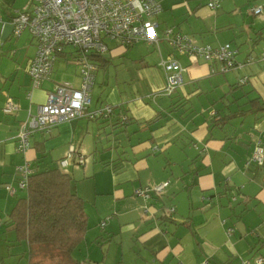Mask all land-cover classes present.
Returning a JSON list of instances; mask_svg holds the SVG:
<instances>
[{
    "label": "crops",
    "instance_id": "crops-1",
    "mask_svg": "<svg viewBox=\"0 0 264 264\" xmlns=\"http://www.w3.org/2000/svg\"><path fill=\"white\" fill-rule=\"evenodd\" d=\"M157 1L161 10L156 29L163 32L171 27L197 45L229 43L239 66L225 73L211 72L202 57L180 54L165 42L173 58L163 60H176L184 69L180 87L166 94L162 66L141 63L142 57L134 68L147 85L142 91L132 81L127 83L129 90L116 85L93 99L94 79L88 110L108 104L115 108L111 117H80L36 131L27 150L20 153L16 135L21 122L37 113L59 81L78 86L66 79L55 81L54 66L48 80L33 86L27 68L36 52L35 40L28 33L21 43L18 38L25 31L1 39L4 24L24 8L17 0H0V229L4 224L14 233L4 242L14 243L11 246L25 242L17 241L6 220L16 200L24 196V189L17 188L21 174L16 167L27 164L30 171L58 167L73 177L88 216L81 243L105 251L101 264L106 253L112 255L108 264H255L249 262L250 256L264 258V165L248 162L254 145L264 146V116L256 120L243 113L227 121L221 117L247 110L251 100L264 103V60L259 59L264 48L254 50L264 46V0H220L214 10L207 7V0ZM252 7H261L262 12L255 15ZM157 48L161 55L160 44ZM242 48L251 51L239 61ZM59 57L67 61V52ZM248 57L253 61L248 62ZM103 61L108 63L101 69L110 64L107 58ZM241 77L247 81L240 83ZM162 93L169 99L161 98ZM203 95L204 105L197 110L194 99ZM8 98L17 105L13 113L2 110ZM121 107L135 121L112 129ZM156 115L161 118L151 121ZM89 134L94 139L87 142ZM79 156L84 157L83 164L76 163ZM88 157L92 162H87ZM62 159H68L64 170ZM163 182L168 185L161 194L147 198L135 194ZM8 185L16 187L13 195L6 193ZM112 214L101 228L100 222ZM4 242L0 264H6L7 256L25 257L24 251L10 245L5 252ZM83 256L99 264L89 250Z\"/></svg>",
    "mask_w": 264,
    "mask_h": 264
},
{
    "label": "built area",
    "instance_id": "built-area-1",
    "mask_svg": "<svg viewBox=\"0 0 264 264\" xmlns=\"http://www.w3.org/2000/svg\"><path fill=\"white\" fill-rule=\"evenodd\" d=\"M33 4L31 9L29 6ZM26 9L17 12L10 20L12 36L19 37L23 31H28L36 43V52L30 60L27 72L34 87H38L49 78L53 70L57 54L71 45L84 51L104 53L108 50L107 40H117L119 45L130 46L137 41H143L159 47L161 40L180 54L202 57L210 64L211 72L222 73L237 68L235 60L236 50L229 43L219 46L209 44L197 45L190 38L175 32L168 27L163 30V38L156 36L158 22L155 20L161 7L157 0H30ZM207 7L214 10L219 8L220 0H207ZM250 11L258 15L261 7H252ZM254 58L248 57L251 62ZM264 60V52L259 55ZM80 66V84L75 87L68 81L55 85L47 100L39 105L36 114H29L21 122L16 135V150L25 152L29 147V138L36 131H48L51 127L73 121L80 117L93 118L108 115L112 112L111 105H104L94 111H89L90 93L94 85V66L86 57L78 60ZM217 63L215 68L213 64ZM161 66L165 72L166 83L164 92L170 94L183 82V67L176 60H162ZM246 77L239 79L245 83ZM17 105L8 98L4 113H13ZM251 160L258 165L264 164V148L256 144ZM79 161L82 163L83 159ZM68 159L60 160L59 164L65 167ZM80 164V163H79ZM21 174L17 181V188L24 189L27 185V176L30 169L27 164L17 166ZM168 182L159 183L152 188L161 194ZM8 194L13 195L16 187L6 186ZM256 264H264V258L257 257Z\"/></svg>",
    "mask_w": 264,
    "mask_h": 264
},
{
    "label": "trees",
    "instance_id": "trees-1",
    "mask_svg": "<svg viewBox=\"0 0 264 264\" xmlns=\"http://www.w3.org/2000/svg\"><path fill=\"white\" fill-rule=\"evenodd\" d=\"M67 46L57 54V58L65 55ZM73 48L74 50L71 52L73 60L79 65L78 60L84 55L94 66V74L97 69L104 68V63H108V61L103 60L106 59L105 54L109 49L104 53H97L84 51L77 47ZM237 85L241 86L242 84L237 82ZM248 103H250V107L247 110L229 111L227 115L221 116L222 120L227 121L242 116L243 113L254 115L256 120L264 116V103H259L258 100H251ZM114 109L112 106L110 114L89 119L111 117ZM121 110L123 112L120 118L115 123L110 124L112 129L120 130L126 127L130 121H135L127 115L122 107ZM160 118L161 115H156L151 121H157ZM147 124L149 125L148 121ZM216 125L219 124L216 123ZM256 144L264 148L261 142ZM251 157L249 163L253 162ZM80 158L84 162L85 159L81 156L75 161L83 164L79 161ZM253 163L257 166L264 165ZM105 166L108 164L106 163ZM112 167L115 170V166ZM74 183L73 177L58 167L34 169L28 174L27 185L24 188L26 195L16 200L8 214V220H6V223L15 231L17 241L27 243L28 264H93L88 259L79 260L72 257L73 251L81 244L88 229V216L84 209V199L76 193ZM155 185L157 184L137 189L135 194L145 198L156 195L157 193L153 190H148L145 195L139 194V192H144L146 188H152ZM171 210L173 211L174 208L171 207L170 212ZM105 223L106 219L100 222V227L103 228ZM38 256L41 260L36 261Z\"/></svg>",
    "mask_w": 264,
    "mask_h": 264
},
{
    "label": "rangeland",
    "instance_id": "rangeland-1",
    "mask_svg": "<svg viewBox=\"0 0 264 264\" xmlns=\"http://www.w3.org/2000/svg\"><path fill=\"white\" fill-rule=\"evenodd\" d=\"M17 2H18V4H21L22 7L25 9L28 6V3L30 2V0H17ZM29 7L32 9L33 4H31ZM156 36H157V38L162 39L163 38V32L156 29ZM26 37H29L28 31H25L18 38V40H20L22 43ZM11 40L14 41L15 39H11ZM107 44L109 45L110 50L105 54V58H107L110 61V64L107 66V68L99 69L96 71L97 74H96L95 85H94V90H93V94H92L93 99H94V96H97V95L103 93L104 91L109 90L110 87H115L116 85H119V87H123V86L127 87L129 90V86L127 83H132V81H133V84L136 85V88L139 91H142L143 89L147 88V85L145 82H143L141 79H139V75L134 71V68L139 67V63H140L139 59H141L143 57L144 61H142L141 63H144V64L148 63L150 65H154V66L158 67V65H161V62L163 59L171 57V55H172V53H170L169 47L165 44V41H163V40H161L159 43L160 48H161V55H160L156 45H151V44L148 45L147 43H144L142 41H137L136 43L131 45V47H129V48H126L124 45H119L117 40H114V39H108ZM262 48H264V46L259 45V46H255L254 50L256 53H258L259 50H261ZM73 50H74V48L72 46H67V48H66L67 61L61 59L60 57L57 59V61L55 62V65H54L53 77H54V79L56 77L55 81L66 79V80L73 81L75 85L79 86L78 84H79V80H80L79 79L80 66L73 60V57L71 54V52ZM250 51H251L250 48H242L241 53L237 57V60L243 61L246 57L245 55L247 53H249ZM261 52H264V51H261ZM168 53H170V55H168ZM171 58H173V57H171ZM231 74H233V78H234V72ZM130 75L132 77L131 79H130ZM229 75H230V73H229ZM223 89H225V88H223ZM102 90H103V92H102ZM161 98H165L166 100L169 99L167 97V95H164L163 93L161 95ZM199 99H200V97L194 99V106L197 107V110L201 109V106L204 105V102H205L204 100L206 98L203 95V96H201V99L200 100ZM101 137H102V139H104L105 134L101 133ZM92 138L94 139V136L91 137V134H89L87 136V139H86L87 142H89ZM110 139H112V137H110ZM87 162H92V158H89V161H87ZM62 169L64 170V167ZM23 192H24V196H25L26 195L25 190ZM6 193H7V190H6ZM112 216H113V214H112ZM0 217H2L1 214H0ZM5 218L6 217L4 215V218L2 220H4ZM105 219H106V222H108L111 219V217H107ZM0 230H1L0 231V243L2 241L4 242L5 239L6 240L7 239L12 240L14 238L13 231L5 230L4 224H2V228ZM12 244H14V243L4 242L5 247L8 245L11 246ZM83 246L84 245L81 243V245H79L78 248L75 251H73V253H72L73 258L79 259V260L83 259V257H84L83 255H85L87 253V250H89V253L92 256V259H97V261L99 262L101 260V256L104 255V253H105V251L103 253H100V248H97L95 245H92L90 248H84ZM7 248L8 247H6L4 249L5 252H6ZM26 248H27V252H28V247H27L25 242L19 243L18 245L11 246V249H13V250L24 251L25 257L20 258L17 256H12L10 259V257L7 256L5 258L6 264H27V258L28 257H27ZM254 255H258V254H254ZM257 257L258 256L253 258V256L252 257L250 256L249 262L253 263V261H255V259ZM111 258H112V255L111 254L107 255V253H106V257L104 258V263L108 264L109 260H111ZM35 260L37 261V260H41V259L38 256ZM102 262H103V260L101 262H99V264H101Z\"/></svg>",
    "mask_w": 264,
    "mask_h": 264
},
{
    "label": "water",
    "instance_id": "water-1",
    "mask_svg": "<svg viewBox=\"0 0 264 264\" xmlns=\"http://www.w3.org/2000/svg\"><path fill=\"white\" fill-rule=\"evenodd\" d=\"M11 32H12V25L10 23L4 24L2 29L1 39L2 40L7 39L10 36Z\"/></svg>",
    "mask_w": 264,
    "mask_h": 264
}]
</instances>
